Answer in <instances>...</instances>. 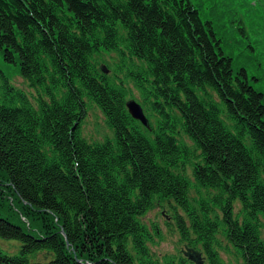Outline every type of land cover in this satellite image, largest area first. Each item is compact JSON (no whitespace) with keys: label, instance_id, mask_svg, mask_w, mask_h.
Masks as SVG:
<instances>
[{"label":"trees","instance_id":"trees-1","mask_svg":"<svg viewBox=\"0 0 264 264\" xmlns=\"http://www.w3.org/2000/svg\"><path fill=\"white\" fill-rule=\"evenodd\" d=\"M105 52L150 127L130 113L125 79L100 66ZM258 55L264 0H0V239L16 242L0 243V264H177L150 247L158 199L185 212L182 235L208 264H226L222 230L244 264H264ZM89 102L112 137L83 135Z\"/></svg>","mask_w":264,"mask_h":264},{"label":"rangeland","instance_id":"rangeland-1","mask_svg":"<svg viewBox=\"0 0 264 264\" xmlns=\"http://www.w3.org/2000/svg\"><path fill=\"white\" fill-rule=\"evenodd\" d=\"M262 60L259 62L258 70H250L252 76H260L261 71L264 69V57L258 55ZM99 64L109 66L108 74H111L117 80L120 78L125 79V69H117L118 63H121L120 58L115 52H105L99 56ZM102 62V63H101ZM255 64L257 61H254ZM1 66L10 74L13 84L23 89L32 98L37 95V90L29 85L26 79L19 73L18 67L12 64H8L5 61L1 62ZM262 69V70H261ZM263 79L260 81L255 80L251 77L252 82L256 86L261 85L264 88V73ZM126 81V79H125ZM127 86H129L130 91H132L133 96L130 98H135L140 102L142 98L140 97V92L134 86L133 81H126ZM259 87V86H258ZM129 98V99H130ZM83 135L91 142L93 141H103L108 137L113 136V130L108 125L106 116L102 109L94 102H89L87 115L84 119L82 125ZM191 166L187 167V172L192 177ZM191 194L196 196V192L192 189ZM174 200L158 199L155 202L154 207L149 211V213L144 217V221L149 225L151 231L153 232L154 240L150 242V247L157 256L162 261L165 257L171 256L175 259L178 264L182 257L198 262L197 264H208L206 255L204 254L203 247L201 243L192 245L189 240H186L181 232L177 215L180 214L185 217V212L177 206ZM235 210L239 212L241 210V203L237 201ZM262 223V236L264 237V216L261 215ZM194 239L195 236L191 234ZM219 241V251L226 264H244V260L235 246L228 240L225 232L222 230L217 235ZM0 243L5 247L14 251L16 249V242L0 239ZM45 254L39 253L37 257L41 260H45Z\"/></svg>","mask_w":264,"mask_h":264},{"label":"water","instance_id":"water-1","mask_svg":"<svg viewBox=\"0 0 264 264\" xmlns=\"http://www.w3.org/2000/svg\"><path fill=\"white\" fill-rule=\"evenodd\" d=\"M127 106L133 117L141 120L145 125L150 127L149 119L145 113L142 104L139 101H137L135 98H130L127 101Z\"/></svg>","mask_w":264,"mask_h":264}]
</instances>
